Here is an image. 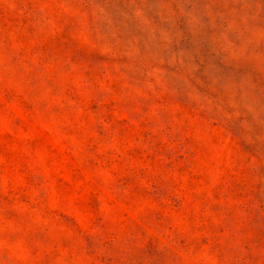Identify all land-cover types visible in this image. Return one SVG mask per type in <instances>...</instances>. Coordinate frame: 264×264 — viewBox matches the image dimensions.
<instances>
[{"label":"rangeland","instance_id":"obj_1","mask_svg":"<svg viewBox=\"0 0 264 264\" xmlns=\"http://www.w3.org/2000/svg\"><path fill=\"white\" fill-rule=\"evenodd\" d=\"M0 264H264V0H0Z\"/></svg>","mask_w":264,"mask_h":264}]
</instances>
